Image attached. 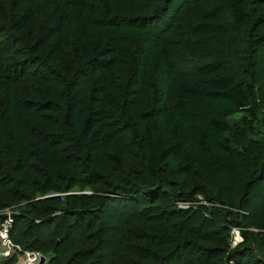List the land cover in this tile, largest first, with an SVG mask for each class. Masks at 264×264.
Here are the masks:
<instances>
[{"label":"trees","instance_id":"16d2710c","mask_svg":"<svg viewBox=\"0 0 264 264\" xmlns=\"http://www.w3.org/2000/svg\"><path fill=\"white\" fill-rule=\"evenodd\" d=\"M261 198L264 0H0L13 243L46 264H264Z\"/></svg>","mask_w":264,"mask_h":264},{"label":"built area","instance_id":"2783aa9c","mask_svg":"<svg viewBox=\"0 0 264 264\" xmlns=\"http://www.w3.org/2000/svg\"><path fill=\"white\" fill-rule=\"evenodd\" d=\"M9 221L12 223L13 220L9 219ZM5 222L9 225L8 220H5ZM8 232L9 230L7 226H3V228L0 229V262H2V260L4 259L16 255L17 261L14 264H38L42 256V252L38 250V252L32 253L29 250L22 249L19 245L14 244L11 241ZM239 233V228L232 227L231 244L233 240H235L236 243L242 241L243 238L240 237Z\"/></svg>","mask_w":264,"mask_h":264},{"label":"rangeland","instance_id":"374dc122","mask_svg":"<svg viewBox=\"0 0 264 264\" xmlns=\"http://www.w3.org/2000/svg\"><path fill=\"white\" fill-rule=\"evenodd\" d=\"M87 18H88V16H86L85 14H83V17H82V18H81L80 16L74 18V19L72 20V21H74V22L72 23L73 32L75 31V29H76L77 26L82 30V29L84 28L85 25H88V23L90 22V20L88 21ZM159 129H160L161 132L164 130V125H163V123H162L161 121H160V124H159ZM103 187H104V186L101 185V184L94 185V188L96 189V191H98L99 189H101V188H103ZM82 188H83V189H82ZM74 190H75V191H78V192H86V193H90L91 190H92V187H91V186H87V187H79V186H76V187L74 188ZM96 191H95V194H98V193H96ZM101 194H103V193H101ZM182 201H183V200H182ZM191 202H192V203H191ZM191 202H188V201L182 202V203H181V206H182V207H187V206H189L190 204H194V205H195V204H198L197 202L195 203L194 201H191ZM201 203L204 204L205 201H201ZM261 203L263 204V206H262L261 208L264 209V198H261ZM13 212H14V210L11 209V208H4V209H3L2 213H3L4 215H6V217L3 218V219L1 220V222H0V229H2L3 226H7V227H8V230H10V228H11V226H12V223L9 221V219L12 220V216H11V214H12ZM5 220H8L9 225L6 224ZM251 229L253 230V228H251ZM231 230H232V228H231ZM46 232H47V228H42V229H41V233H42V234H45ZM239 234H240V237L243 238L241 232H240ZM242 241H243V239H242ZM242 241H241V242H242ZM241 242L236 243V241L233 240V242H232V244H231V241H230V246H231L232 248H234L236 245L241 244ZM25 250H29V251H31L32 253L38 252L37 249H25ZM36 250H37V251H36ZM41 254H42V253H41Z\"/></svg>","mask_w":264,"mask_h":264},{"label":"water","instance_id":"95a60500","mask_svg":"<svg viewBox=\"0 0 264 264\" xmlns=\"http://www.w3.org/2000/svg\"><path fill=\"white\" fill-rule=\"evenodd\" d=\"M46 263V259L44 256L41 257L39 264H45Z\"/></svg>","mask_w":264,"mask_h":264}]
</instances>
